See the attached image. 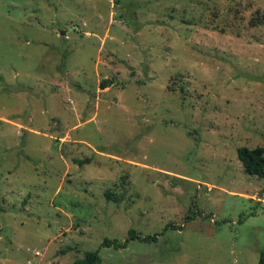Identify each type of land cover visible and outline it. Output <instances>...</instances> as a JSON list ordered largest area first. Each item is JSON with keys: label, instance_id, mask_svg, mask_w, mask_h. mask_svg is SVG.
I'll return each mask as SVG.
<instances>
[{"label": "rangeland", "instance_id": "obj_1", "mask_svg": "<svg viewBox=\"0 0 264 264\" xmlns=\"http://www.w3.org/2000/svg\"><path fill=\"white\" fill-rule=\"evenodd\" d=\"M241 146L264 147V0H0V264H256ZM131 228L160 235L102 245Z\"/></svg>", "mask_w": 264, "mask_h": 264}, {"label": "trees", "instance_id": "obj_2", "mask_svg": "<svg viewBox=\"0 0 264 264\" xmlns=\"http://www.w3.org/2000/svg\"><path fill=\"white\" fill-rule=\"evenodd\" d=\"M107 79H104L101 82V87L104 88L108 84ZM59 120V117H57ZM62 149V148H61ZM237 155L238 158L240 159L244 171L248 174H253L259 177L264 176V147L262 146H257L254 148H248L246 146H241L237 149ZM87 161V159H86ZM74 162L78 163H84L85 160H79L75 159ZM107 198H109V195H107ZM170 228L172 229H179L181 228L180 226L170 224ZM158 235L160 233H154V234H147V235H140L136 233L134 229H129L128 230V236L125 238L123 242L120 241L118 238H104L102 245L106 247H113L114 249H120L125 246L127 242L130 240H138L140 242H156L158 240ZM100 261V256L98 253V250H91L87 251L84 255L83 258L77 259L76 263L77 264H98ZM256 264H264V250H262L259 254V259Z\"/></svg>", "mask_w": 264, "mask_h": 264}]
</instances>
